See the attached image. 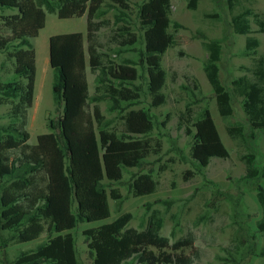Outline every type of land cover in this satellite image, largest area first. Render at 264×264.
Listing matches in <instances>:
<instances>
[{
	"label": "trees",
	"instance_id": "1",
	"mask_svg": "<svg viewBox=\"0 0 264 264\" xmlns=\"http://www.w3.org/2000/svg\"><path fill=\"white\" fill-rule=\"evenodd\" d=\"M102 1L0 0L1 7L17 9L10 17H3L11 33L0 37V45L4 49L12 47L8 54L13 60V78L0 83V104L17 99L12 112L22 120L20 128H9L7 134H3L6 128L0 125V229H16L19 242L33 240L44 231L49 235L45 243L29 253H21L16 264H77L75 240L70 233L63 232L81 222L109 218L108 198L117 200L121 194L117 188L107 190L102 180H120L124 167H141L149 154H156L161 148L160 140L149 137L155 126L150 111L143 107L129 108L141 95V87L132 83L139 76L134 62L124 58L119 63L107 60L105 64L100 57L102 53L98 52L95 38L103 22L94 18ZM110 1L121 8L115 21H123L127 0ZM194 1L188 3L189 7H194ZM227 1L231 8L235 0ZM46 12H56L59 18L86 13L88 62L91 71H97L95 94L89 97L83 34L76 31L49 36L52 99L59 116L49 119L50 131L39 134L36 144L30 146L24 124L26 110L33 99L36 67L35 50L29 39L44 26ZM169 12L170 0H142L138 7L145 48L140 62L146 65L152 106L165 102L162 88L166 71L161 66V56L175 43L174 33L169 30L171 25L181 26L171 21ZM251 14L249 8L234 14L231 17L233 31L248 35ZM255 22L264 31V20L255 18ZM118 28L114 35L117 44L125 46L137 42L138 36L129 27L123 24ZM204 45L208 50L204 73L213 89L219 114L229 116L232 96L218 75L220 44L211 40ZM257 46L256 37L246 36V52L254 54ZM254 61L252 77L242 75L231 82L235 93L243 97L249 126L246 129L240 125L228 126L226 129L231 136L237 134L250 142L252 149L258 134H264V54ZM104 98L109 100L108 111H116L121 116L120 132L106 128L109 121L97 104ZM90 100L94 103L88 110ZM179 125L184 126L187 135H192L189 154L201 166H206L212 157H229L208 108H204L194 121L192 107L185 105L179 114ZM16 148L20 149V155L10 159L7 151ZM241 159L246 178L264 176V171L255 165L254 149ZM151 171L137 174L129 183L133 196L156 191L158 182ZM187 172V175L192 174ZM39 174H42L43 183L36 180ZM256 189L258 203L264 210V187L257 184ZM161 203L169 208L172 200ZM131 218L130 212H123L83 231L92 264H192L193 255L183 251L193 244L191 233L170 243L168 237L160 233L163 220L158 210L151 211L141 229L127 226ZM256 227L264 232V218L257 221ZM248 229H241L233 239L237 249L242 251L240 259L232 258L235 264L247 262L256 255L255 234ZM53 232L57 234L51 236ZM4 244L1 240L0 249L5 248ZM257 255L264 256V248Z\"/></svg>",
	"mask_w": 264,
	"mask_h": 264
},
{
	"label": "rangeland",
	"instance_id": "2",
	"mask_svg": "<svg viewBox=\"0 0 264 264\" xmlns=\"http://www.w3.org/2000/svg\"><path fill=\"white\" fill-rule=\"evenodd\" d=\"M190 1L170 0L169 17L181 26L175 28L171 25L169 30L174 33L175 43L161 56L166 80L162 88L165 102L160 106L151 105L146 65L143 60L140 62L145 51L138 13L142 0H127L126 16L119 22L115 21V15L121 8L115 2L103 0L94 18L95 21L103 22L96 31L95 38L103 63H108L107 60L119 63L124 58H129L138 69L139 76L132 83L141 87V95L129 108L143 107L150 111L155 126L149 137L160 140L161 148L158 153L149 154L141 167H124L120 180H102L107 190L117 188L121 194V198L117 200L108 198L111 213L109 218L81 222L63 232L70 233L75 240L77 264H92L84 230L108 222L127 211L132 215L127 226L141 229L154 209L159 211L163 220L160 233L168 237L170 243L187 233L192 234V246L183 250L193 255L192 264H235L232 258L240 259L242 251L237 249L233 239L241 229L248 228L255 234L256 255L241 264H264V256L257 255L264 248V232L256 227L257 221L264 218V210L256 197V185L264 187V176L246 178L241 159L254 149L255 165L264 171V134H258L255 148L253 145L252 149L250 142L237 134L231 136L226 130L228 126L240 125L245 129L249 126L243 109V97L235 93L231 82L242 75L252 77L254 60L264 54V31L255 22V18L264 20V0H235L231 8L227 0H195L193 8L188 5ZM244 8H249L252 13L248 16L251 30L248 35L258 39L254 54L245 51V38L248 35L234 32L231 25V17ZM16 12V8L0 6V37H7L11 33L3 17H10ZM123 24L138 36L137 42L132 45L120 46L114 40L118 26ZM76 31L83 34L89 97L95 94L97 71H91L88 62L86 13L79 17L59 18L56 12H46L44 26L35 37L29 39L35 50L36 67L33 99L26 110L24 124L29 135L27 144L30 146L36 144L39 134L50 131L49 119L59 116L52 99L53 69L48 59L49 36ZM211 40H217L221 48L220 60L217 62L218 75L232 96V112L229 116L219 114L213 89L203 69L208 58L204 43ZM11 50L12 47L4 49L0 45V83L13 78V60L8 54ZM16 101L17 99H13L0 104V125L6 128L3 134H7L9 128L21 126V117L12 112ZM93 103L94 101H89L88 110ZM97 104L109 121L106 128L120 132L121 116L116 111H108L109 100L104 98ZM187 104L193 109L194 121L204 108L209 109L221 140L229 152L228 158L212 157L206 166H201L191 158L189 149L193 137L184 132L183 125H179V114ZM191 128L194 132V127ZM7 154L10 159L16 158L20 155V149H10ZM150 170L158 182L156 191L144 196H133L129 191V183L137 174ZM187 171L192 174L187 175ZM40 175L42 174L36 180L43 183ZM163 200H172L171 206L166 208L161 203ZM16 234V229H0V241L5 242V248L0 249V264H16L21 253L31 252L49 238L44 231L33 240L19 242ZM56 234L53 232L51 236Z\"/></svg>",
	"mask_w": 264,
	"mask_h": 264
}]
</instances>
